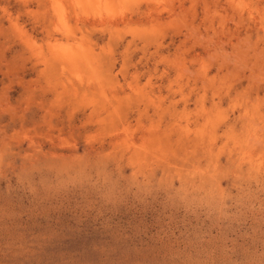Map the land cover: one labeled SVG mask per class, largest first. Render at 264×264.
Listing matches in <instances>:
<instances>
[{
    "label": "rangeland",
    "instance_id": "374dc122",
    "mask_svg": "<svg viewBox=\"0 0 264 264\" xmlns=\"http://www.w3.org/2000/svg\"><path fill=\"white\" fill-rule=\"evenodd\" d=\"M0 264H264V0H0Z\"/></svg>",
    "mask_w": 264,
    "mask_h": 264
},
{
    "label": "bare ground",
    "instance_id": "6f19581e",
    "mask_svg": "<svg viewBox=\"0 0 264 264\" xmlns=\"http://www.w3.org/2000/svg\"><path fill=\"white\" fill-rule=\"evenodd\" d=\"M74 57V56H73Z\"/></svg>",
    "mask_w": 264,
    "mask_h": 264
}]
</instances>
